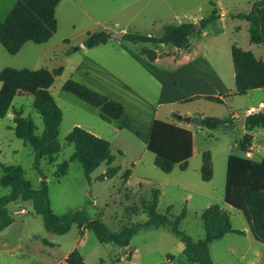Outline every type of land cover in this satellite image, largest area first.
Masks as SVG:
<instances>
[{
  "label": "rangeland",
  "instance_id": "obj_1",
  "mask_svg": "<svg viewBox=\"0 0 264 264\" xmlns=\"http://www.w3.org/2000/svg\"><path fill=\"white\" fill-rule=\"evenodd\" d=\"M255 1L258 0H82L73 7L62 5L58 14L59 31L48 44L29 42L30 46L15 56L1 48L6 55L5 66L30 70L63 67L62 74L50 87L63 112L59 133L62 149L53 158H43L39 170L36 169L33 148L15 135V112L21 110L24 117L31 118L38 135L43 132L44 122L33 106V93L28 94L21 88L7 116L0 118V178L3 167L10 165L21 166L34 187H39L41 180L47 178L54 213L64 216L84 211L91 218L101 219L114 232L149 219L142 202L151 199L155 189L161 191L159 213L166 215L171 208L167 215L173 219L185 210L186 216L179 228L195 241L205 237L202 211L212 204H219L229 213L233 228L247 229L248 221L243 213L224 202L227 159L242 154L239 142L246 130L237 124L208 130L196 120L198 116L225 117L230 112L244 117L248 109L264 102V88L244 95L234 94L232 46L251 51L264 60V45L250 42L249 23L232 18L237 13H249ZM212 4L222 18L205 30H195L190 56L208 59L222 73L225 87L221 95L214 93L216 90L198 88L202 84L176 87V80L171 76L172 79L163 82L162 92L158 81L131 58L150 62L141 49L143 46L154 48L151 44H134L111 37L108 44L93 48L81 44L88 33L100 31H107L109 35L138 32L158 37L168 25L199 23L212 13ZM65 37L70 38V43L63 41ZM157 50L159 62L153 63V68L165 70L175 65L165 55L184 51L170 45L159 46ZM69 79L96 91L99 89L98 92L121 103L124 117L112 123L102 120L97 108L63 90ZM1 87L0 83V90ZM170 88L172 97L164 104ZM205 91L222 97L224 103L202 98L185 101L202 96L201 92ZM181 114L194 115L189 127L194 133L197 155L187 170L176 167L171 173H165L156 167L155 155L147 149L151 120L155 115L159 120L176 122ZM75 126L97 133L111 143L113 166L121 168L115 177L98 180L108 168L104 162L92 173L89 182L78 161L69 163L67 175L57 177L58 166L68 163L74 154L75 148L66 137ZM253 133L252 159L262 161L264 128L259 127ZM208 150L212 153L215 171L213 179L205 182L200 168L202 153ZM127 172L129 176L125 178ZM9 192V188L0 184V197ZM8 208L14 221L0 232V264H64L75 249L86 264H189L183 254L185 244L166 227L141 229L128 247H119L100 243L92 231L77 225L63 235L49 233L31 201L19 200ZM210 249L215 264H264V244L236 233L213 241Z\"/></svg>",
  "mask_w": 264,
  "mask_h": 264
},
{
  "label": "trees",
  "instance_id": "obj_2",
  "mask_svg": "<svg viewBox=\"0 0 264 264\" xmlns=\"http://www.w3.org/2000/svg\"><path fill=\"white\" fill-rule=\"evenodd\" d=\"M60 2L61 0H18L0 25V44L10 55H16L27 42L47 43L57 32L56 9ZM212 5V13L199 22L202 29L222 17L215 4ZM232 18L246 20L250 25V42L255 45H264V0L255 1L249 13H237L232 15ZM194 33L195 24L187 22L164 27L162 35L158 37L126 32L122 39L134 44L153 45L154 48L143 46L141 53L150 61H155L159 57L157 47L170 45L177 49H188L190 38ZM109 38L107 31L88 33L84 46L93 48L103 45ZM232 60L236 86L234 94L244 95L251 90L264 88V60L237 45L232 46ZM62 72L63 67L53 70L6 67L0 71L2 84L0 118L7 116L20 88H26L33 93V106L43 118L44 129L40 135L36 133L33 120L24 117L21 110L15 112L14 118L15 135L33 148L34 164L37 170L43 158H53L62 149L59 133L63 112L50 92L55 78ZM63 90L97 108L101 119L106 122L119 120L123 115L121 103L76 80L69 79L64 84ZM200 98L224 103L222 97L214 95L196 96L185 101ZM235 124L236 119L232 113H229L225 117L205 116L201 119L200 126L208 130H216ZM244 126L247 133L242 137L239 145L241 152L247 154L252 152L251 147L254 142L251 132L255 128H264V111L246 116ZM66 140L74 146L75 151L68 163L58 166L59 179L67 175L69 163L72 161H78L81 164L89 182L92 173L104 162L108 164V168L98 177V180L111 179L120 172V166H113L115 157L108 140L78 126L69 132ZM147 149L155 155L154 164L161 171L171 173L177 166L181 171H185L193 156V134L186 128L157 119L153 122ZM128 176L129 172L126 173L125 178ZM213 176V157L208 150L202 155L201 178L209 182ZM0 184L10 189L9 194L0 197V232L14 221L8 206L22 200L32 202L36 214L42 217L44 227L49 233L63 235L68 233L73 225H77L92 231L102 244L113 243L119 247H128L133 236L141 229L166 227L185 244L183 254L189 264H215L210 253V244L213 241L223 238L228 233L245 235V231L233 229L229 214L223 211L219 204H214L206 208L201 216L205 237L198 241L193 240L179 228L186 216L185 210L173 219L167 215L171 208H168L166 215L159 213L158 205L161 195L159 189L153 190L151 199H144L142 202L143 210L149 217L146 222L132 224L119 232H114L101 219L91 218L84 211L58 216L51 206L47 178L41 180L39 187H34L26 178L21 166H4ZM224 201L244 214L254 238L264 244V160L255 162L236 155L228 157ZM66 264H86V262L80 252L75 249L66 258Z\"/></svg>",
  "mask_w": 264,
  "mask_h": 264
},
{
  "label": "crops",
  "instance_id": "obj_3",
  "mask_svg": "<svg viewBox=\"0 0 264 264\" xmlns=\"http://www.w3.org/2000/svg\"><path fill=\"white\" fill-rule=\"evenodd\" d=\"M18 2V0H0V25L1 23L6 19V17L8 16V14L11 12V10L13 9V7L15 6V4ZM77 2H82V0H61V2L59 3L57 9H56V18H57V21H58V28H57V31H59V28H60V24H59V17H58V14H59V10L61 8L62 5H70V7H73L75 4H78ZM222 16V15H221ZM222 18V17H221ZM221 20V19H219ZM218 20V21H219ZM217 21V22H218ZM193 23V22H192ZM216 23V22H215ZM214 24V23H213ZM212 25V24H211ZM208 27V26H207ZM206 27V28H207ZM205 28V29H206ZM204 29V30H205ZM58 32H56L55 34H57ZM125 33L123 32V35ZM205 35V33H204ZM191 39L192 37L190 38V46H191ZM51 40V39H50ZM49 40V41H50ZM110 40V39H109ZM108 40V43L110 42ZM48 41V42H49ZM63 41L66 42L68 41V43H70V38L69 37H65L63 38ZM85 41V40H84ZM33 43V42H32ZM84 42H82L81 44H83ZM107 43V44H108ZM30 43L27 42L23 48L20 50L19 53H21L24 49L28 48L30 45ZM35 44V43H34ZM48 44V43H46ZM2 46V45H1ZM41 46V45H40ZM100 46V45H99ZM161 46H164V45H161ZM97 47V46H96ZM1 48H4L3 46L0 47V71H2L4 68L6 67H11V66H5L7 64H4V60L6 59V55L4 53V51L1 49ZM191 47H189L188 49H177L176 50H184L182 51L181 53H176V54H172V55H165V56H168L166 57V60L168 62H170V64H175L171 70H165V69H155L153 68V63H157L159 62V58H157V60L155 61H149L150 62H144V61H141V59L137 58V57H131L132 60L134 62H136L138 65H142V67H144L149 73L150 75L152 76V78L155 80L158 81V83L160 84L161 86V91L163 92L164 91V88L165 86L163 85V82L165 81V79H169V78H173L176 80L175 82V86L178 87V86H182V84H186V85H191V87H197L196 84L200 85L201 84L203 85L202 87H198V88H203V89H207L206 91L208 90H216L214 91V93L218 94V95H221L222 91H224V87H225V84L223 83L222 81V73L215 67H213L210 63V61L206 58H200V59H196L194 57H191L190 54L192 53L193 51V48L190 49ZM5 50V49H4ZM6 51V50H5ZM7 52V51H6ZM8 53V52H7ZM18 53V54H19ZM186 53V54H185ZM9 54V53H8ZM17 55V54H16ZM15 56V55H14ZM258 58H262V57H258ZM233 61V60H232ZM97 64V63H96ZM14 68V67H13ZM18 69V68H17ZM104 69V68H103ZM174 72V74L177 73V75H172ZM171 76V77H170ZM234 77H235V71H234ZM171 78V79H172ZM164 79V80H163ZM170 79V80H171ZM174 80V81H175ZM80 83V82H79ZM236 87V86H235ZM21 89V88H20ZM171 89V90H170ZM168 90V97L164 98L165 101H164V104H167V101H169L172 97V88H170ZM98 91H100L99 89H97ZM24 91L28 94H30L29 90L28 89H24ZM201 92L203 95L202 96H206V95H211L210 93H213V92ZM19 93V92H18ZM201 99V98H200ZM203 99V98H202ZM260 103H264L263 101L260 102ZM259 103V105H260ZM261 111H264V108L261 110ZM100 112V111H99ZM233 114V117L236 119V124H237V121L240 120L242 117H240L237 113L235 112H230ZM125 115V109H124V106H123V115L121 116L120 119H122ZM179 117V118H178ZM188 117H191V122H192V117H194V115H190L188 116L187 114H181L179 116H177V121L174 122H169V121H166V122H169V123H172V124H176L178 126H181L183 128H186L188 130L191 131L190 129V125H191V122L188 124L185 120L188 118ZM199 118H203L205 116H198ZM246 118V115L244 116ZM119 119V120H120ZM158 118H156V116L154 115L152 120H151V126H150V132H149V135H148V142H149V139H150V134H151V129H152V125H153V122L155 120H157ZM159 120V119H158ZM115 121H118V120H115ZM113 121V122H115ZM112 123V122H111ZM245 125V123H244ZM200 126V125H199ZM76 127V126H75ZM79 127V126H78ZM201 127V126H200ZM203 128V127H202ZM244 130L245 129V126L243 127ZM257 129V128H255ZM254 129V130H255ZM254 130L251 132V134L254 136ZM192 132V131H191ZM92 133V132H91ZM246 133H247V130H246ZM94 134V133H93ZM193 134V156L191 157V159L189 160V164L191 162V160L197 155V147H196V144H195V139H194V133L192 132ZM95 135H98L97 133H95ZM105 139V138H104ZM107 140V139H106ZM254 140H255V136H254ZM240 143V142H239ZM240 146V145H239ZM253 147H251L252 149ZM252 151V150H251ZM251 153V156L250 157H247L246 154H241V155H236V156H239V157H246L248 159H252L253 157V153ZM203 155V153H202ZM229 157V156H228ZM255 161V160H253ZM263 161V160H262ZM262 161H255V162H262ZM227 162H228V159H227ZM202 166V164H201ZM189 167V166H188ZM176 168V167H175ZM174 168V169H175ZM178 168V166H177ZM188 169V168H187ZM215 171V170H214ZM200 175H201V168H200ZM226 176H227V171H226ZM225 185H226V179H225ZM225 193V192H224ZM225 202V201H224ZM213 205V204H212ZM211 206V205H210ZM229 206V205H228ZM209 206H206V208H208ZM205 208V209H206ZM222 208V207H221ZM202 211V213L204 212V210ZM223 211H225L223 208H222ZM227 212V211H226ZM228 213V212H227ZM229 214V213H228ZM244 215V214H243ZM230 216V215H229ZM232 224V223H231ZM233 227V226H232ZM83 229V228H82ZM235 229V228H233ZM83 230H86L85 228ZM88 230V229H87ZM236 230H239V229H236ZM242 231H245V235H242L244 236L246 239H254V236L250 230V226H249V223H248V228L245 229V230H242ZM229 234V233H228ZM227 235V234H226ZM226 235L219 239V240H223ZM257 241V240H256ZM212 244V243H211ZM210 244V245H211ZM185 248V246H184ZM184 250V249H183ZM210 253H211V249H210ZM133 253H131L132 255ZM212 257V256H211ZM85 260V259H84ZM215 263V262H214ZM60 264V263H59ZM63 264V263H62ZM66 264V260H65V263ZM250 264H255V262H251Z\"/></svg>",
  "mask_w": 264,
  "mask_h": 264
},
{
  "label": "water",
  "instance_id": "obj_4",
  "mask_svg": "<svg viewBox=\"0 0 264 264\" xmlns=\"http://www.w3.org/2000/svg\"><path fill=\"white\" fill-rule=\"evenodd\" d=\"M200 28H201L200 23H196L195 30L200 29ZM110 37L121 40L123 38V33H111ZM185 121L189 124L191 122V117H188ZM196 123L200 125L201 118H198L196 120ZM244 123H245V117H242L239 121H237V125H239L240 127H244Z\"/></svg>",
  "mask_w": 264,
  "mask_h": 264
},
{
  "label": "built area",
  "instance_id": "obj_5",
  "mask_svg": "<svg viewBox=\"0 0 264 264\" xmlns=\"http://www.w3.org/2000/svg\"><path fill=\"white\" fill-rule=\"evenodd\" d=\"M263 108H264V103H260L258 107H251L250 109H248L245 115L248 116V115L259 113L261 112ZM246 156L250 157L251 153L250 152L247 153Z\"/></svg>",
  "mask_w": 264,
  "mask_h": 264
}]
</instances>
